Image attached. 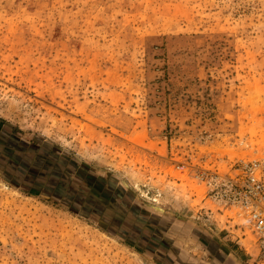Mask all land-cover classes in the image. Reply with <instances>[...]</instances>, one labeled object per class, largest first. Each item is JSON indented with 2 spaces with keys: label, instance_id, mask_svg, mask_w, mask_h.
Listing matches in <instances>:
<instances>
[{
  "label": "rangeland",
  "instance_id": "374dc122",
  "mask_svg": "<svg viewBox=\"0 0 264 264\" xmlns=\"http://www.w3.org/2000/svg\"><path fill=\"white\" fill-rule=\"evenodd\" d=\"M0 130L140 218L113 230L0 158V264H263L230 183L264 162V0H0Z\"/></svg>",
  "mask_w": 264,
  "mask_h": 264
},
{
  "label": "flooded vegetation",
  "instance_id": "af4514ba",
  "mask_svg": "<svg viewBox=\"0 0 264 264\" xmlns=\"http://www.w3.org/2000/svg\"><path fill=\"white\" fill-rule=\"evenodd\" d=\"M3 133L0 130V158L16 175L13 181L20 184L25 182L35 187L32 190L37 191L39 188L55 199L65 200L72 207L87 212L88 216H97L103 223L112 224V229L116 231L123 232L122 229L128 226L123 223L124 216L114 211L117 201L111 193L113 188L110 182H104L84 169L77 168L67 173L66 168L53 158L45 160L41 165L38 153H29L27 147L21 146L18 137L10 134L6 138ZM31 164L39 166V170H34Z\"/></svg>",
  "mask_w": 264,
  "mask_h": 264
},
{
  "label": "built area",
  "instance_id": "2783aa9c",
  "mask_svg": "<svg viewBox=\"0 0 264 264\" xmlns=\"http://www.w3.org/2000/svg\"><path fill=\"white\" fill-rule=\"evenodd\" d=\"M243 169L245 170L243 181L240 184L233 181L230 187L237 196L234 201L241 204L245 223L251 225L258 236L264 257V162L245 163Z\"/></svg>",
  "mask_w": 264,
  "mask_h": 264
},
{
  "label": "crops",
  "instance_id": "0c3cea01",
  "mask_svg": "<svg viewBox=\"0 0 264 264\" xmlns=\"http://www.w3.org/2000/svg\"><path fill=\"white\" fill-rule=\"evenodd\" d=\"M120 214L124 216V220H123L124 224H127L132 229L138 230L139 227H138L137 221L140 218H136V215L132 214L131 212H130V215H128V214L122 213V211L120 210ZM130 232H132V231H130ZM219 240H221V238ZM227 248H228V252L225 256L226 257L225 259H226V261H229L230 264H234L236 259H237V256L235 255V253H229V251H231V250H229V247H227ZM230 249H231V247H230ZM222 257H223V255H222Z\"/></svg>",
  "mask_w": 264,
  "mask_h": 264
}]
</instances>
